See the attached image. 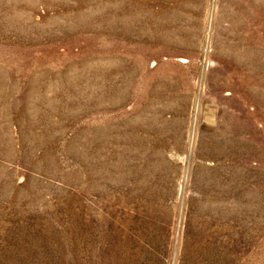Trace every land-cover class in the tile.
<instances>
[{"label": "rangeland", "instance_id": "1", "mask_svg": "<svg viewBox=\"0 0 264 264\" xmlns=\"http://www.w3.org/2000/svg\"><path fill=\"white\" fill-rule=\"evenodd\" d=\"M0 264H264V0H0Z\"/></svg>", "mask_w": 264, "mask_h": 264}]
</instances>
